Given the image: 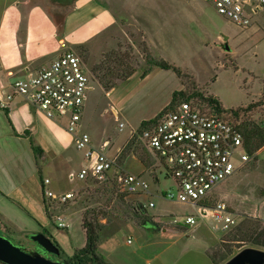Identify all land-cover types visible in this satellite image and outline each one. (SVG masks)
<instances>
[{
	"label": "rangeland",
	"instance_id": "374dc122",
	"mask_svg": "<svg viewBox=\"0 0 264 264\" xmlns=\"http://www.w3.org/2000/svg\"><path fill=\"white\" fill-rule=\"evenodd\" d=\"M104 1L119 16L122 25L119 38L109 46L100 48L94 63L90 60L87 48L68 50L80 56L92 72L96 68L101 69V76L108 75L117 81L119 78L124 80L133 70H147V56L173 61L179 63L184 73L192 77L191 82L194 81L200 91L217 97L224 108L247 109L253 105L252 110L243 112L241 118L264 126V14L254 16L251 26L242 29L220 15L205 0H129L133 7L128 10L123 0ZM186 2L199 4L207 14L200 8L187 5L176 8L178 4ZM158 3L166 5L162 10V24L153 16ZM144 15L147 23H143ZM84 69L89 74L86 66ZM186 83L190 88V80ZM93 86L95 91L92 92V98L100 93L103 104L99 112H95L91 104L84 130L94 135L97 142L110 139L113 145L106 152L114 158L120 148L119 157L136 133L133 134L129 126L120 130L119 123L107 111V99L103 97L99 85L93 82ZM94 112L97 114L92 119L90 116ZM137 146L140 147L138 141ZM141 156L132 152L124 157L122 169L141 175L150 186L149 193L128 195L116 187V195L112 196L107 192L109 186L105 184L82 182L79 179L71 182L67 173L62 177H54L47 170L44 171L54 191L74 193V199L68 204L50 209L52 219L47 228L50 234L47 237L61 247L62 256L46 257L62 262L85 247L83 214L95 211L106 215L105 218L101 217L104 228L99 254L112 264H214L210 255L216 254L218 257L221 254L219 251L230 246L229 231H215V221L211 217L201 218L198 209L190 204L165 198L167 192H177L175 181L167 176V170L160 162L154 161L153 165L146 166ZM79 168H75L74 172H78ZM225 182L213 191L208 204L216 206L220 202L217 195L221 191L235 197L236 208L240 206L264 218V149L244 169ZM123 194L125 206L118 203ZM151 203L155 207L151 208ZM139 205L146 209V213L136 217L133 211ZM59 215L66 219L68 228L58 227ZM188 216L197 217L198 224L187 226L185 220ZM243 216L248 215H240L238 220ZM174 220L178 223H173ZM148 223L154 225L147 228L145 224ZM7 225L10 226L9 230ZM35 233L39 232L18 229L0 215L1 236L9 234L12 239H7L13 244L29 252L45 255L43 249L29 238ZM129 239H132L131 244L128 243ZM233 246L237 253L246 248L264 251V247L252 244L238 243Z\"/></svg>",
	"mask_w": 264,
	"mask_h": 264
},
{
	"label": "crops",
	"instance_id": "0c3cea01",
	"mask_svg": "<svg viewBox=\"0 0 264 264\" xmlns=\"http://www.w3.org/2000/svg\"><path fill=\"white\" fill-rule=\"evenodd\" d=\"M122 2L127 10L133 7L129 0ZM183 5L200 8L199 4L191 2L180 3L176 8L181 9ZM165 6L158 3L153 11L159 24L163 23L161 16ZM200 9L207 14L204 8ZM144 16L143 23L146 22ZM121 33L118 14L104 0H0V75L11 73L23 77L28 70L48 67L65 51L82 48L88 49L90 60L94 63L98 58L96 52L109 46ZM172 62L180 67L179 63ZM85 66L89 69L87 64ZM143 73L142 69H137L108 92L99 80H94L89 69L92 86L96 82L107 99V111L112 113L119 125L124 123V128L129 126L133 134L142 122L154 119L167 108L175 92L184 89L182 80L172 70L153 68L145 77ZM94 88L89 92L84 108L82 131H85L91 104L95 112H99L103 104L100 93L92 98ZM8 110L10 119L0 107V215L22 231L48 230L50 220L41 177L48 178L44 175L45 170L54 177L70 174L75 168H81L84 155L76 148L74 135L68 130L67 118L51 120L22 98H17ZM95 112L90 116L92 119H95ZM27 132L44 150L40 166L30 139L25 136ZM90 136L92 145L97 149H101L107 141L110 145L106 151L113 145L108 138L97 142L94 135ZM217 196L236 217L248 215L264 220L257 213L240 206L236 208L235 197L228 193L220 191Z\"/></svg>",
	"mask_w": 264,
	"mask_h": 264
},
{
	"label": "built area",
	"instance_id": "2783aa9c",
	"mask_svg": "<svg viewBox=\"0 0 264 264\" xmlns=\"http://www.w3.org/2000/svg\"><path fill=\"white\" fill-rule=\"evenodd\" d=\"M205 1L242 29L251 26L254 16L264 14V0ZM84 67L80 56L65 51L48 67L28 70L23 77L2 74L0 107L8 110L17 98H22L51 120L68 119V130L74 135L77 150L84 155L81 169L69 174L71 182L93 181L117 187L128 195L149 193L150 186L141 175L125 172L118 164V157L107 154L109 141L97 149L92 145L90 134L82 131L84 108L93 89L92 77ZM116 118L119 121L118 114ZM119 127L122 130L125 124L120 123ZM140 139L154 161L160 162L167 176L176 183L177 192L169 191L165 198L190 204L198 209L201 218L211 217L215 231L226 233L238 224V218L225 203L213 207L203 204L221 183L254 158L247 152L244 135L230 115L220 114L196 100L185 101L165 113L157 124L149 126ZM50 186V179H43V194L50 209L65 206L74 199L73 192H54ZM150 207H155L154 203ZM57 221L59 228H68L63 216H57ZM185 224L196 226L197 217L188 216ZM128 243L131 244L132 239Z\"/></svg>",
	"mask_w": 264,
	"mask_h": 264
},
{
	"label": "trees",
	"instance_id": "16d2710c",
	"mask_svg": "<svg viewBox=\"0 0 264 264\" xmlns=\"http://www.w3.org/2000/svg\"><path fill=\"white\" fill-rule=\"evenodd\" d=\"M147 61L149 63V68L144 71L143 77L147 76L148 73H150L153 68L172 70L182 80L185 88L181 91H177L174 93L170 105L167 108H165L157 117L142 122L140 128L136 131V134L132 136L131 140L124 148L122 154H120V156L118 157V164L120 167L123 166L124 157L128 156L132 152L135 154L142 155L141 159L144 165L146 166L153 165L154 159L150 155V153L145 149L140 139V136L149 126L157 124L158 120L165 113L174 110L180 103L191 100H196L200 104H206L207 106L215 109L220 114L230 115L235 120L238 128L244 135L246 150L250 154V156L255 158L256 154L264 147V126L259 125L252 121L243 120L241 118L242 113L251 111L252 108L254 107L253 105L247 107V109L239 108V109L228 110L224 108L222 102L217 97L212 95H206L203 91H200L197 84L194 81L191 82L192 77L189 74L184 73V71L180 67H177L176 65L171 64L170 62L164 59H160V58L156 59L151 56H147ZM135 71L136 70L130 72L126 77H124V80L119 78L117 81L119 82L125 81ZM110 72L113 73L111 70ZM92 74L94 78L96 77L98 78L100 84L108 92L114 89L115 87L119 86L120 84L119 82L109 78L108 75L101 76L100 75L101 69L98 68L94 69ZM189 80L191 85L190 88L192 89L191 92H190V88L187 87V83H186V81ZM5 112L7 117L10 119L9 110H5ZM25 136L30 139V143L35 153L38 166H40V160L44 156V150L39 145L36 144L35 140L30 135L29 132H27ZM137 141L139 142L141 148L137 146ZM41 181L43 182L42 177H41ZM107 192L112 196L116 195L115 188L113 187L109 186ZM118 201H119L118 203L121 206L127 205L125 204L124 194L118 199ZM45 202H46L47 215L49 220H51L52 215L50 212L51 211L50 205L46 199ZM203 204L213 207V205H210L207 202H203ZM133 213L134 216L136 217L142 216L144 215V213H146V209L143 206L139 205L137 207V210L133 211ZM101 217L105 218L106 215L96 213L95 211L85 212L83 214L82 226L86 233V245L85 247L76 251L71 257L62 261L64 264H112L108 262L102 255L99 254L101 234L104 228V224L102 223ZM9 227H10L9 225L6 226L7 230L10 229ZM41 233L45 234L46 236L50 235L48 230L46 229L42 230ZM2 235H4V237L6 238L12 239L9 234L7 235L2 234ZM228 235H229L228 242L230 243L229 244L230 246H226V248L221 252L219 251L218 253L221 254H218L219 255L218 257L216 256V254L210 255V258L212 259L214 264H225L236 254H238L233 248L234 244L245 243V244H252L254 246L264 247V221H262L259 218L243 216V218L238 222V224L231 231H229ZM57 246L61 249L59 245Z\"/></svg>",
	"mask_w": 264,
	"mask_h": 264
},
{
	"label": "water",
	"instance_id": "95a60500",
	"mask_svg": "<svg viewBox=\"0 0 264 264\" xmlns=\"http://www.w3.org/2000/svg\"><path fill=\"white\" fill-rule=\"evenodd\" d=\"M29 238L43 249L45 255L29 252L0 235V262L3 264H64L46 257V255L60 256L61 250L45 234L35 233ZM225 264H264V251L246 248Z\"/></svg>",
	"mask_w": 264,
	"mask_h": 264
},
{
	"label": "flooded vegetation",
	"instance_id": "af4514ba",
	"mask_svg": "<svg viewBox=\"0 0 264 264\" xmlns=\"http://www.w3.org/2000/svg\"><path fill=\"white\" fill-rule=\"evenodd\" d=\"M152 225H154V224H150V223H148V224H147V228H150V226H152Z\"/></svg>",
	"mask_w": 264,
	"mask_h": 264
}]
</instances>
